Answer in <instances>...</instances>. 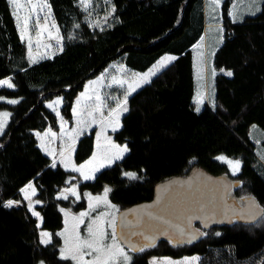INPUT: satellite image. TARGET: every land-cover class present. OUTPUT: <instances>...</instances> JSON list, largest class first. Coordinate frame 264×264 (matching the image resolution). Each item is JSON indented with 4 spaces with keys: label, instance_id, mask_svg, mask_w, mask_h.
<instances>
[{
    "label": "trees",
    "instance_id": "16d2710c",
    "mask_svg": "<svg viewBox=\"0 0 264 264\" xmlns=\"http://www.w3.org/2000/svg\"><path fill=\"white\" fill-rule=\"evenodd\" d=\"M62 37V49L30 64L8 0H0V112L9 120L0 134V264H71L59 257L61 206L72 199L56 198L69 178L79 176L51 160L38 147L34 132L57 130V118L45 102L62 97L61 114L72 122L73 103L87 81L103 73L138 78L162 56L175 57L147 84L127 99L121 127L113 135L127 154L101 170L93 181L80 183L81 192L111 189V201L121 208L147 204L155 188L168 179L195 169L226 172L223 158L238 159L239 176L248 196L262 209L264 224V169L254 155L250 128L264 132V0L259 13L231 22L233 0L221 5L224 39L213 56V67L230 71L214 82V104L196 111L193 52L203 32L204 0H110V20L91 26L78 0H47ZM104 81V82H106ZM108 109L127 96L122 88L106 90ZM8 101H16L9 103ZM94 130L79 139L74 151L78 165L89 159ZM264 149V138L261 140ZM126 173H133L130 178ZM36 190L41 228L51 243L41 245L37 219L28 210L20 190L28 183ZM9 200L17 207H4ZM258 227V226H257ZM216 233H220L216 235ZM198 254L199 264H264V229L218 226L205 238L178 247H156L137 255L131 264H149L152 256L180 258Z\"/></svg>",
    "mask_w": 264,
    "mask_h": 264
},
{
    "label": "rangeland",
    "instance_id": "374dc122",
    "mask_svg": "<svg viewBox=\"0 0 264 264\" xmlns=\"http://www.w3.org/2000/svg\"><path fill=\"white\" fill-rule=\"evenodd\" d=\"M48 3L47 0H32V4L35 3ZM80 3V0H78ZM223 0H220V4L218 7H210L209 0H204V19L205 21H213L214 23L219 22L220 28H217V26H214L212 28L205 29L204 31V25H203V32L201 36L198 38V40L195 42L196 46L192 49L193 51V66H194V78H195V97H194V103H195V109L196 111H200L205 105L208 107L213 106L214 104V82L215 77L218 74H224L226 76V73L230 71L226 70H216L213 67L212 61L213 56L219 45L222 44L224 39V32H223V24H222V12H221V5ZM263 0H233L230 9H229V18L231 22H234L233 17L235 16V22L238 23L243 21L245 18H248L250 16H255L259 13L261 9ZM18 3L21 5H24V7H21L19 9V26L16 16H14L16 25L19 31V35L21 38V27L23 26V19L25 16L30 15L29 8L31 5L28 3V0H18ZM81 5V4H80ZM11 6L12 13L14 11L13 6ZM50 6V5H49ZM84 10V8L82 7ZM38 11V10H37ZM85 11V10H84ZM87 14V20L88 23L91 26L95 27H102L105 23H107L110 20V15L112 13V8L110 5V0H90V6L85 11ZM231 13V15H230ZM40 19L41 26H44V19L43 17L49 15V9L45 8L42 12L38 11ZM32 21H35V16H32ZM55 24L56 27H51L52 24ZM207 31V32H206ZM36 29L31 26L30 22V28L28 35L32 37V50H31V56L35 59V63L49 58L53 56L54 54L60 52L62 49V37L59 33V29L57 26V23L54 19L52 10L50 8V17L47 21V30L44 31L37 40L36 38ZM49 34H51L52 38H49ZM23 42L25 43L27 47V58L30 64H33V62L29 59V49H28V38L27 36L25 39H23ZM193 44V46L195 45ZM192 46V47H193ZM166 57H173L172 55L166 54L162 56L157 62H155L146 72L142 73L139 77H144L145 74H148L156 69V66L159 64L160 61L164 60ZM173 61V60H172ZM161 69V68H160ZM157 70H155L154 75H148V80L152 79L154 76H156L158 73ZM103 73L98 75L97 77L89 80L86 82L84 89L82 92L78 94L76 97L73 107H72V122L69 123L67 120L64 119L62 116L60 110L62 106V97L57 96L53 98L52 100H49L45 102V106L53 112V114L57 118V130H53L50 127H47L42 132H36V138L38 142V147L41 149V151L51 160V166L53 162L55 161V167L61 166L64 170L69 171L71 173H74L75 175L79 176L80 181H75V178H69L67 182V186H64L60 189L59 193L56 195V198L61 201H67L68 199H72L66 206H61L60 211L62 215L63 224L61 229L58 231V235L61 239V243L59 245V257L61 258V249L65 248V240L68 239L69 245H71L72 240L75 236V230H78L81 237L87 236V230L86 226L91 223L92 219H95L100 213L108 212L111 213L110 216L106 217L105 220H110L112 217H115L116 225H118L120 212L124 209L121 208L119 205L113 203L109 197V192L107 194V201L109 204L115 206V210L108 208L104 203L103 200L99 204L93 199L91 201V204L93 208L89 207L90 201L89 196L95 198V197H104V189L97 194H93L89 191L81 192L79 189L80 183H85L89 181H93L95 176L103 169L112 166L116 162L120 161L127 152H124L121 155L120 159H112V157L115 155V149L112 148V145H117L119 147H124L125 145L117 144L114 139L113 135L116 131H118L121 127V119L123 115L126 113L124 111H120L118 114L110 117L109 112L116 107V105L112 109H108V106L110 104H107L109 102L106 99V90L112 89L116 86V84H119V82L124 83V91L127 93V96L131 95L133 92H135L141 84L144 82V80H134L127 82V78L121 76L120 74H116V76L112 77L111 74H109L107 81L103 77ZM127 79V80H126ZM136 79V78H134ZM9 81V79H4ZM133 80V79H132ZM3 81V80H1ZM106 81V83L104 82ZM130 84H135L134 91L131 92V94H128V88ZM7 85H0V88ZM82 94H84L87 97H91L90 99H81ZM97 95L99 96V101L96 99ZM6 100L3 97H0V101ZM56 100H60L61 102L59 104H54L53 102ZM80 101L78 104L77 102ZM120 100L119 102H122ZM118 102V103H119ZM97 104H100L99 110H95V106ZM49 105H52V107H49ZM127 107V104H126ZM76 110L78 115H74V111ZM199 109V110H197ZM0 112V113H5ZM89 112L92 113L91 116H89ZM117 115H118V123H117ZM3 117H0V120H3ZM9 120V115L6 118L4 128L6 127ZM79 121V123H78ZM2 130V131H3ZM94 130L95 133V139H94V148L91 156L89 159L81 164H76L74 162V151L77 142L80 138H82L85 135H89L90 132ZM2 132H0L1 134ZM52 133L55 135L53 136ZM39 134V135H37ZM99 137V139H98ZM250 137L253 140L255 146L254 155L258 159V161L261 163L263 169H264V149L261 147V140L264 138V132L261 130L257 125H252L250 128ZM111 141V143H109ZM63 153V155H61ZM96 157L95 160H93V157ZM89 161H93L92 165L89 167H86L83 169L84 172L91 174L94 178L85 180L84 177L81 175L78 171H73V167L79 168L81 165H86ZM229 161L235 162L239 161L238 159L233 158H224L221 159V163H223L227 170L226 173L229 175H236L239 173L240 170V162H239V168L233 172L232 167L228 163ZM52 166V168H55ZM98 167V170H94ZM31 184L34 188L33 183H28L26 186H24L22 189H26L27 186ZM107 187V186H106ZM108 188V187H107ZM21 189V190H22ZM35 189V188H34ZM20 190V196L22 200L25 202L28 210L33 213V211L37 212L36 207L40 205V202L38 200H35L36 190L35 194L32 193V190H28V196L30 199L25 198L24 192ZM75 191L76 195H73L72 192ZM88 194V195H85ZM169 200H172V197L168 196ZM14 201L13 207H17L21 204L20 201ZM38 201V203H37ZM31 205V208H30ZM94 209V210H93ZM87 212L88 215L83 217V223H81L79 220L73 219V217H79L80 213ZM149 211H145L141 213V217H147V221H150V215L148 213ZM67 213V215H66ZM33 215V214H32ZM37 219V228L39 231V242L41 245H47L51 243V234L43 230L41 228L42 219L39 214V216L33 215ZM78 226V227H77ZM258 226V227H257ZM105 227H107L105 223ZM236 228H242L246 230L247 232H254L256 230H262L264 229L263 226L259 225H250V226H235ZM109 233H111V229H107ZM47 232L49 233V237L47 238L49 242L47 244L41 243L42 236L41 233ZM106 243H111V240H107ZM117 243L122 247L131 257L130 264L132 260L139 254H142L145 251H148V246L143 245V251H133L131 248L125 246L118 235L117 231ZM193 257H198L197 260H192ZM94 258V256L85 255L84 261H91ZM62 259V258H61ZM191 261V264H199L201 256L198 254H193L190 256H182L180 258H173L169 256H152L149 258V264H152L153 261H156L157 264H165L166 261H171L172 264H184L185 260ZM71 262V264H76V261L69 259H64ZM41 261H39L37 264H40ZM43 264H45L43 262Z\"/></svg>",
    "mask_w": 264,
    "mask_h": 264
},
{
    "label": "snow or ice",
    "instance_id": "6c2138e0",
    "mask_svg": "<svg viewBox=\"0 0 264 264\" xmlns=\"http://www.w3.org/2000/svg\"><path fill=\"white\" fill-rule=\"evenodd\" d=\"M8 3L10 5L13 6V15L16 16L17 21H18V26H19V21H20V16H19V9L21 7H24V5H21L20 3H18V0H8ZM28 3L31 5V7L29 8V12L30 15L25 16L23 19V26L21 27V39H25V37L27 36L28 38V49H29V59L31 62L35 63V59L32 58L31 56V50H32V37L28 35L29 32V28H30V22H31V26L34 27L36 29V38L37 40H39V38L41 37L42 33L44 31L47 30V21L50 17V6L45 2V3H35L32 4V0H28ZM210 3V7H218L220 4V0H209ZM80 4L81 6L84 8V10L86 11L87 8L90 6V0H80ZM45 8L49 9V15L43 17L44 19V26H41L40 24V19L41 17L38 14L39 12H42ZM38 10V11H37ZM35 16V21H32V16ZM231 15V13H230ZM234 22H235V16L233 17ZM51 27H56V25L53 23L51 25ZM49 38L51 37V34H49ZM176 59L175 57H166L164 58V60L160 61L159 64L156 66L155 70H159V68L163 67L165 65L166 62L171 61ZM155 70H153L152 72L145 74L144 77H140V79L146 81L147 80V76L148 75H154L155 74ZM227 75H232L231 72L226 73ZM0 85H7L8 87H13V85L7 81V80H3L0 81ZM135 84H130L129 88H128V94H131L132 91H134L135 89ZM91 97H87L84 94H82L81 99H90ZM96 99L99 101V96L97 95ZM9 103H16V101H8ZM61 101L60 100H56L53 103L54 104H59ZM78 104L80 103V101L77 102ZM127 96H124L123 101L117 103L116 107L113 108L110 112H109V116L112 117L116 114H118L121 110L126 112L128 111L127 107ZM49 107H52V105H49ZM100 108V104H97L95 106V110H99ZM199 110V109H197ZM74 115H78L77 111L74 109ZM9 113L5 112V113H0V117H3V120H0V132H2L6 118L8 117ZM92 113L89 112V116H91ZM79 123V121H78ZM117 123H118V115H117ZM39 135V134H37ZM52 135L54 136L55 134L52 133ZM99 139V137H98ZM109 143H111V141H109ZM112 148L115 149V155L112 157V159H120L121 155L124 152H127L128 149L126 146L124 147H119L117 145H112ZM61 155H63V153H61ZM96 157H93V160H95ZM218 159H224L223 157H218ZM93 163V161H89L86 165H81L79 168L73 167V171H78L81 173V175L84 177L85 180L88 179H92L94 178L91 174L86 173L83 171L84 168L91 166ZM230 164V166L233 169V172L235 173V171L239 168V161H229L228 162ZM53 167H55V161L52 164ZM94 170H98V167ZM126 175H128L130 178H134V174L133 173H126ZM31 189L32 193L35 194V189L32 187L31 184H29L27 186L26 189H22L21 191L24 192L25 194V198L26 199H30V197L28 196V190ZM111 189L105 187L104 189V197H91L89 196V207L93 208L91 201L93 199H95V201L97 202V204H99L101 202V200H103V203L108 207L111 208L113 210H115V206L111 205L108 203L107 201V194L108 192H110ZM73 195H76L75 191L73 190L72 192ZM88 195V194H85ZM15 202L9 200L7 203H5L3 206L4 207H12L13 204ZM38 203V201H37ZM31 208V205H30ZM94 210V209H93ZM35 216H39V213L33 211L32 213ZM67 215V213H66ZM88 213L87 212H83L80 213L79 217H73V219L79 220L81 223H83V217L87 216ZM111 213L108 212H104V213H100L95 219L91 220V223H89L86 226V230H87V236L86 237H81L80 233L78 230H75V236L74 239L71 242V245H69V241L68 239L65 240V248L61 249V258L62 259H69L71 258L72 260L76 261V264H130L131 261V257L129 255H127V253H125L124 249L122 247H120V245L117 243V225H116V221H115V217L113 216L112 219L110 220H105L106 217L110 216ZM150 215V214H149ZM255 216L251 217V220H254ZM251 222V221H250ZM105 223L107 225V227H105ZM78 227V226H77ZM107 229H111V233H109L107 231ZM220 233H216V235H219ZM42 236V240L41 243L47 244L49 242V240L47 239L49 237V233L47 232H43L41 233ZM121 238H126V234L125 233H121ZM111 240V243H106L107 240ZM131 250L135 251V250H139V251H143V247H140L139 249H136L135 247L131 248ZM85 255H89V256H94V258L91 261H84V256ZM198 257H193L192 260H197ZM40 264H43V261L40 262ZM152 264H157L156 261H153ZM165 264H172L171 261H166ZM184 264H191V261H188L187 259L185 260Z\"/></svg>",
    "mask_w": 264,
    "mask_h": 264
},
{
    "label": "flooded vegetation",
    "instance_id": "af4514ba",
    "mask_svg": "<svg viewBox=\"0 0 264 264\" xmlns=\"http://www.w3.org/2000/svg\"><path fill=\"white\" fill-rule=\"evenodd\" d=\"M175 178L176 180H173ZM175 178H171L172 180L168 179L161 183H169V185L171 183H184L183 185L179 184L180 188L178 190H180V193L178 196H182V198L186 200V195L197 183H210L209 190L212 195L219 193L222 189V185L226 183L227 189L225 193V203L218 207L214 203L210 202L211 207L214 208L207 209L205 206H199V202L197 203L194 201L193 204L190 205L193 210L191 224L194 231L188 232L185 230V225L171 226V224H169V222H172V216L175 214L176 217L179 215L178 218L182 216V212L177 206L176 208H172L174 212L169 215L168 220L167 215L155 210L156 208H159L161 204V202H157L156 205L149 207L151 210L150 212H154L152 216L153 225L152 227H149L151 233L144 235L146 230L145 226L142 227V229L139 226V230L133 237V240L138 242L140 247L147 245V250L165 246L174 248L200 241L205 238V233L214 227L225 226L228 228H235V226H250L256 224L258 221L261 222L263 215L262 209L257 205L254 199L248 196L249 190L244 186L246 181L243 178H240L239 173L233 176L227 174L226 172L211 174L203 170H194L188 175L177 176ZM167 188L168 185L163 189H159L158 187L161 191L160 193L165 192ZM171 192L172 191L170 189L169 193ZM165 194H167V192ZM163 197H165L164 199H168L166 195L162 196V198ZM170 197L173 198L174 196L170 195ZM154 199L152 204L156 201ZM170 202L175 204L171 200ZM253 216H255V219L251 220V217ZM134 221L135 223H138L136 218ZM158 231L161 232L158 234Z\"/></svg>",
    "mask_w": 264,
    "mask_h": 264
},
{
    "label": "water",
    "instance_id": "95a60500",
    "mask_svg": "<svg viewBox=\"0 0 264 264\" xmlns=\"http://www.w3.org/2000/svg\"><path fill=\"white\" fill-rule=\"evenodd\" d=\"M195 170H198V169H195ZM173 180H176V178ZM179 184L183 185L184 183H171L170 185H169V183H160V184H158L157 188H155L156 193H155V199L154 200H156V201L154 204H152V202H153L152 201V202L147 203V204H142L139 206H133V207H130L127 209H123L120 212L119 221H118V225H117V231H118V235H119L121 242L125 246H127L129 248L135 247L136 249L140 248L139 243L135 242L133 240L135 233L139 230V226L141 229H142V227L145 226L146 230L144 232V235L151 233L149 227H152V225H153L152 216H153L154 212H150L151 210L149 209V207L156 205L157 202H161V204H160L159 208H156L155 210L157 212H161V213H164L165 215H167L168 220H169V215L173 214V212H174L172 208H176V206H177L179 208V210L182 212L181 213L182 216L178 218L179 215H177V217H176V214H175L174 216H172V222H169V224H171V226H173V225H180V226L185 225V227H186L185 230H187L188 232L194 231L192 224H191L192 216H193V210L190 207V205H192L194 201H196L197 203L199 202L198 203L199 206H205L207 209H213L214 208V207H211L210 202L214 203L218 207L222 206L225 203V193H226V189H227L226 183H224L222 185V189L220 190V192L217 194L215 193L214 195H212L210 190H209L210 183H207V182L206 183H197L196 185L193 186V189L186 195L187 200L183 199L182 196H178L180 193V190H178L180 188ZM167 185H168V188L165 190V192L160 193L161 191L159 189H163ZM158 187H159V189H158ZM170 189L172 191L171 193H169ZM166 192H167V194H165ZM164 195H166L167 198L170 195L174 196L171 201H173L175 204L170 202L169 199H164L165 197L162 198V196H164ZM176 196H178V197H176ZM145 211H149L148 213L150 214L149 218H150L151 222L146 223L147 217H141V213H143ZM135 218L137 219L138 223H135V221H134ZM122 232L126 234V238H121ZM160 232L161 231H158L157 233L159 234ZM135 251H137V250H135Z\"/></svg>",
    "mask_w": 264,
    "mask_h": 264
},
{
    "label": "crops",
    "instance_id": "0c3cea01",
    "mask_svg": "<svg viewBox=\"0 0 264 264\" xmlns=\"http://www.w3.org/2000/svg\"><path fill=\"white\" fill-rule=\"evenodd\" d=\"M203 16H204V12H203ZM233 23H234V22H233ZM203 24H204V31H205V29L212 28V27H214V26H217V28H220V27H218V26H219V22L214 23L213 21H205L204 17H203ZM206 32H207V31H206ZM195 46H196V44H195L193 47H191V49H193ZM219 46H220V45H219ZM192 52H193V51H192ZM171 62H172V60L166 62L165 65H164L163 67H161V69L159 68V70H157V71L160 72V71L163 70L165 67H167ZM145 72H146V71H145ZM158 72H156V73H158ZM143 73H144V72H143ZM114 76H116V74H113V75H112V77H114ZM141 77H142V76H141ZM126 80H127V79H126ZM134 80H140V77H138V78H136V79L133 78V80H132V79H129V80H127V82L134 81ZM149 81H150V79L148 80V78H147V80L144 81L138 89H140L142 86H144L145 84H147ZM105 83H106V82H105ZM123 84H124V83L119 82V84H116L115 87H118V88H122V89H124ZM113 88H114V87H113ZM138 89H137V90H138ZM137 90H136V91H137ZM136 91H135V92H136ZM135 92H133V93H135ZM133 93H132V94H133ZM132 94H131V95H132ZM131 95H129V96H131ZM129 96H127V99H128ZM34 134H35V136H36V132H34Z\"/></svg>",
    "mask_w": 264,
    "mask_h": 264
}]
</instances>
